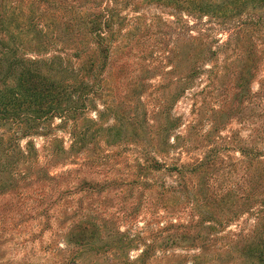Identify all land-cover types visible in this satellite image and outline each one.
Returning <instances> with one entry per match:
<instances>
[{"label":"rangeland","instance_id":"obj_1","mask_svg":"<svg viewBox=\"0 0 264 264\" xmlns=\"http://www.w3.org/2000/svg\"><path fill=\"white\" fill-rule=\"evenodd\" d=\"M81 1L64 0L63 3L73 5ZM168 13H171L169 8L154 6L129 13L133 16L145 14L148 18L162 16L166 23H152L150 30L144 29L146 35L138 36V41L129 47H134L133 50H126L125 54L133 59L125 76L129 79L123 83L118 81L117 86L111 85L110 90L104 92L109 103L115 101L116 104L99 107L100 112L108 108L113 111L104 113V130L99 138L89 142L87 153L66 155L72 145L71 127H63L61 120L55 119L42 136L34 135L30 139L36 149L31 155L33 171L29 169L31 163L23 164L22 158L6 161L19 166L17 174L25 171L26 174L17 176L8 189L0 190V264H262L258 255L245 254L244 245L264 239V84L261 87L258 82L253 84L255 97L252 100L233 92L229 95L230 106L224 109L227 93L218 87L208 94L210 90L205 80L198 82L195 89L170 110L172 115L182 118L185 125L192 121L197 123L188 134L190 154L172 153L169 158L154 154L155 140L151 135L156 128L150 130L145 121L153 125V117L156 123H162L163 117L152 113L153 109L147 111L137 105L139 101L133 90L144 63L152 59L157 41L160 38L165 41L167 37L171 46L178 37V26L170 23L172 17ZM259 39L256 40L258 46L262 45ZM233 48L235 52L236 47ZM233 48L229 54H233ZM133 53H137L135 57ZM237 56L234 53L235 62L241 58ZM259 56L264 59V55ZM223 57L221 54L219 66H222ZM125 58L115 51L113 63L117 64L114 67L121 65ZM170 66L172 64L167 61L168 70ZM175 78L179 79V72L162 80L167 86L168 81ZM261 78L264 79V73ZM157 81L154 79L150 83ZM163 92L167 95L169 89L166 87ZM158 95L165 97L163 93ZM143 96L149 100L150 92ZM153 98L150 100L152 107ZM196 102L198 105L194 109ZM115 112L125 126L128 123L138 127L146 125L139 130L140 137L129 129L125 141H111L112 133L106 129L117 122ZM89 116L100 120L97 111H91ZM10 132L4 128V141L9 149L10 141L12 146L18 147L15 157L19 158L17 152H27L28 140H12ZM107 156L111 157L105 158ZM149 157L166 159L169 166L177 158L187 162L217 157L220 171L215 173L213 189L217 192L222 185L228 189L232 181L242 178L250 204L255 206L220 234L208 235L199 227L198 219L185 201L187 193L180 194L178 189H172L159 199L158 194L163 193L164 188L178 184L177 172L149 171L141 176L138 166L147 165ZM93 160L107 161L103 163L109 162L114 169L109 171L98 162L91 163ZM234 165L237 174H233ZM8 169L0 171V181L12 179L13 176L7 174ZM144 185H151V188ZM256 199L262 211L259 217L256 214L258 205L254 204Z\"/></svg>","mask_w":264,"mask_h":264},{"label":"trees","instance_id":"obj_2","mask_svg":"<svg viewBox=\"0 0 264 264\" xmlns=\"http://www.w3.org/2000/svg\"><path fill=\"white\" fill-rule=\"evenodd\" d=\"M63 1L16 0L14 3L13 0H1L0 171L7 167V174L13 177L2 179L0 190L8 189L17 176L26 174V171L22 175L17 174L19 166L6 161L22 158L23 164L28 166L31 155L36 153L30 139L34 135L42 136L48 124L55 119H60L63 127H71L72 145L66 154L69 157L87 153L89 142L102 134L104 113L113 109L100 112L99 107L116 104L115 101L109 103L104 92L118 81L123 83L129 79L125 76L133 59L125 54L126 50L138 41V36L146 35L144 29L150 30L152 23H166L162 16L148 18L145 14L133 16L129 13L151 6L169 8L170 23L177 25L179 30L171 46L167 37L165 41L161 38L157 41L152 49V59L144 63L134 85L133 93L139 101L137 105L147 111L148 108L153 109L152 113L163 117L162 123H156L155 117L153 125L145 121L150 130L156 128L155 134L151 135L155 140L154 154L167 158L172 153L180 156L184 152L190 154L188 139L197 123L192 121L185 125L182 118L172 115L170 110L180 99L187 97L198 82L205 80L206 88L210 90H207L208 94L218 87L227 93L224 109L230 106L229 95L233 92L237 91L236 96L241 93L252 100L255 97L253 84L258 82L260 87L264 84L261 78L264 59L259 56L264 55V46L260 48L264 45V0H82L73 5ZM258 39L262 44L260 46L256 43ZM164 42L167 45L164 46ZM231 48L233 54L228 53ZM115 51L126 57L116 68L114 64L117 63H113ZM234 53L241 57L236 62ZM136 54L133 53V56ZM170 54L172 56L169 57ZM221 54L224 57L222 66H219ZM165 60L172 64L170 70ZM177 72L179 79H170L166 86L162 79ZM154 79L158 81L150 83ZM166 87L169 89L167 95L163 92ZM148 92L149 100L143 96ZM159 93L165 97L161 98ZM152 96L154 107L150 105ZM197 105V102L193 105L194 109ZM91 111H97L100 120L90 118ZM114 115L118 123L106 129L112 133L111 141H125L129 129L140 137L138 132L146 125L138 127L128 123L125 126L116 112ZM4 128L12 132L13 135L9 133L12 140H28L27 152L19 150V158L15 157L18 147L12 146L10 141L9 149L4 141ZM111 141L109 144L113 145ZM242 152L246 156L245 150ZM217 159L208 157L206 160L196 158L181 162L177 158L169 166L166 159L149 157L147 165L140 164L138 167L142 177L149 171L177 172L178 184L164 188L163 193L158 194L159 199L172 189H178L180 194L187 193L185 201L198 219L199 227H203L208 235H218L253 210L255 205L250 204V195L242 178L232 181L228 189L223 185L217 192L213 189L211 185L216 181L215 173L220 171ZM96 162L109 171L114 169V165L103 163L107 162L104 160H93L91 163ZM233 168L235 174L237 168L235 165ZM29 169L33 171L32 163ZM144 187L151 188V185ZM256 203L259 217L262 213L259 199ZM244 252L258 255L264 264V239L256 243L247 242Z\"/></svg>","mask_w":264,"mask_h":264}]
</instances>
